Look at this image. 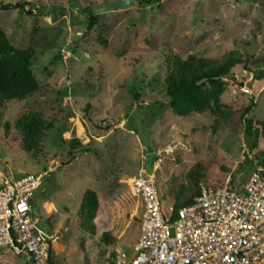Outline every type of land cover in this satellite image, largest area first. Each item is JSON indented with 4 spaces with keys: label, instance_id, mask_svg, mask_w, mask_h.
<instances>
[{
    "label": "rangeland",
    "instance_id": "1",
    "mask_svg": "<svg viewBox=\"0 0 264 264\" xmlns=\"http://www.w3.org/2000/svg\"><path fill=\"white\" fill-rule=\"evenodd\" d=\"M143 1L0 0V28L15 48L34 50L39 83L0 109V185L41 177L30 216L44 236H56L51 264H108L105 233L123 250L134 245L142 205L132 180L141 170L155 177L163 210L181 187L185 201L197 186L264 171V141L254 147L244 131L245 120L264 121V79L243 65L247 58L256 71L264 55V0ZM15 3L25 12L4 10ZM170 55L242 62L222 81L220 109L229 116L216 131L209 111L179 118L169 108L162 81ZM28 113L50 124L36 153L5 135V123ZM195 165L197 186L188 177ZM86 191L98 198L93 221L79 210ZM24 261L0 249V264Z\"/></svg>",
    "mask_w": 264,
    "mask_h": 264
},
{
    "label": "built area",
    "instance_id": "2",
    "mask_svg": "<svg viewBox=\"0 0 264 264\" xmlns=\"http://www.w3.org/2000/svg\"><path fill=\"white\" fill-rule=\"evenodd\" d=\"M229 181L200 187L173 217L155 177L141 170L132 180L142 205L136 241L129 250L113 247L108 264H264V171L238 190ZM40 186L39 175L25 173L0 188V249L24 256V264H51L56 236H44L30 216Z\"/></svg>",
    "mask_w": 264,
    "mask_h": 264
},
{
    "label": "trees",
    "instance_id": "3",
    "mask_svg": "<svg viewBox=\"0 0 264 264\" xmlns=\"http://www.w3.org/2000/svg\"><path fill=\"white\" fill-rule=\"evenodd\" d=\"M150 3L151 0L143 2ZM18 10L19 13H24V6L20 3L8 4L4 6V10ZM29 14V13H28ZM96 22L95 17H90L86 26V31H91ZM34 50L30 47L25 49L15 48L5 32L0 28V109L9 102H21L27 97L33 95L39 90V83L32 72V59ZM240 59L231 57L227 62L220 65L208 58H201L195 55H190L182 59L175 55H170L166 60V74L162 84L169 108L173 114L179 118H185L193 113H203L206 111L215 115L213 131H216L220 120H224L229 116V113L220 109V97L224 92L222 85L223 79L230 76L231 70L241 64ZM245 71L248 73L255 72L257 77L264 79V55L256 59L252 65L254 70L248 69L247 58L243 62ZM208 83L209 88H203V84ZM249 109H246L247 113ZM5 135L19 139L22 149L26 153H36L40 149V145L44 133L49 130L50 124L40 119L33 113L23 114L13 125L5 123ZM244 131L247 137L251 139L252 145L256 147L264 141V121L254 122L252 120L244 121ZM78 142L74 141L73 146H78ZM72 147V150H76ZM82 149V147L78 146ZM82 152H87L82 149ZM259 165L257 161L256 166ZM199 166L195 165L188 171V177L197 186L200 175L198 173ZM236 172H240L237 168ZM241 173V172H240ZM244 183L242 179L231 177L229 185L232 189L238 190ZM4 183L0 188L4 187ZM185 187L178 189L173 197V217L182 206L187 204L193 196L198 194L199 187L193 189L190 197L183 201ZM99 207L98 198L93 191H86L80 212L83 216L93 221L96 217ZM104 245L109 249V254L112 247L117 246V240L109 237L106 233L103 235Z\"/></svg>",
    "mask_w": 264,
    "mask_h": 264
},
{
    "label": "water",
    "instance_id": "4",
    "mask_svg": "<svg viewBox=\"0 0 264 264\" xmlns=\"http://www.w3.org/2000/svg\"><path fill=\"white\" fill-rule=\"evenodd\" d=\"M241 85H243V83H241ZM246 86H247L249 89H252V83H251V82L246 83Z\"/></svg>",
    "mask_w": 264,
    "mask_h": 264
}]
</instances>
